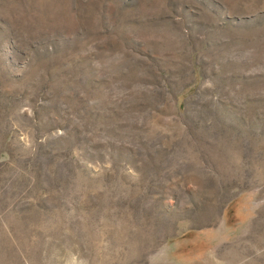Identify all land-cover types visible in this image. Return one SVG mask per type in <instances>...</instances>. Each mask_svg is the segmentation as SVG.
I'll return each instance as SVG.
<instances>
[{
	"label": "rangeland",
	"instance_id": "1",
	"mask_svg": "<svg viewBox=\"0 0 264 264\" xmlns=\"http://www.w3.org/2000/svg\"><path fill=\"white\" fill-rule=\"evenodd\" d=\"M0 264H264V0H0Z\"/></svg>",
	"mask_w": 264,
	"mask_h": 264
}]
</instances>
